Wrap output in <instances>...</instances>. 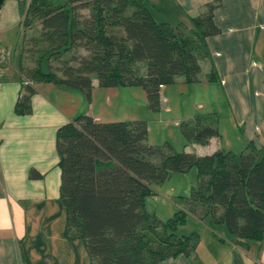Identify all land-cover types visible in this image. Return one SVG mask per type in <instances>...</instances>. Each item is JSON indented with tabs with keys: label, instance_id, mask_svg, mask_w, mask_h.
Masks as SVG:
<instances>
[{
	"label": "trees",
	"instance_id": "obj_1",
	"mask_svg": "<svg viewBox=\"0 0 264 264\" xmlns=\"http://www.w3.org/2000/svg\"><path fill=\"white\" fill-rule=\"evenodd\" d=\"M18 4L25 30L39 24L27 41L35 63L16 105L20 115L31 113L35 85L80 90L91 99L94 80L105 89L142 88L149 109L157 112L164 87L180 79L199 81L200 61L210 57L207 39L220 31L214 23L219 2L204 6L190 26L157 21L148 0ZM86 9L90 15L82 19L80 10ZM80 49L84 55L76 53ZM52 60L63 64L60 72L53 70ZM207 79L217 81L215 69ZM180 127L185 148L221 138L215 113L197 114ZM148 137L144 120L100 122L90 115L76 117L57 132L65 237L84 242L91 264H159L191 256L200 235H178L190 215L207 221L219 240L244 251L250 242H264V148L250 142L239 155L218 148L201 156L188 149L175 152L170 144L151 145ZM193 168L199 182L189 197H179L183 209L166 221L147 211L154 185Z\"/></svg>",
	"mask_w": 264,
	"mask_h": 264
},
{
	"label": "crops",
	"instance_id": "obj_2",
	"mask_svg": "<svg viewBox=\"0 0 264 264\" xmlns=\"http://www.w3.org/2000/svg\"><path fill=\"white\" fill-rule=\"evenodd\" d=\"M148 1L153 10L161 6L169 18L189 26L204 6L219 2L214 23L220 31L207 39L210 57L200 61L199 81L188 84L197 87L198 107L219 118L222 138L205 145L211 151L204 154L222 148L225 125L236 133L240 146L252 142L264 148V0ZM8 2L0 9V47L8 52L0 76V264H91L84 242L65 237L67 215L60 199L57 132L81 115L107 122L105 113L122 107L121 95L131 93L133 99L145 96L146 100L147 96L139 87L101 88L97 80L91 99L80 90L39 84L34 86L31 113L18 114L23 82L35 59L27 52L32 32L22 26L19 4ZM212 69L216 82L207 79ZM178 82L185 84L182 79ZM166 89L161 93L169 103ZM221 116H225L223 121ZM135 118L129 121L142 120ZM192 147L187 149L193 152ZM198 225L200 242L195 253L159 264H264V242H250L244 251L219 240L208 225Z\"/></svg>",
	"mask_w": 264,
	"mask_h": 264
},
{
	"label": "rangeland",
	"instance_id": "obj_3",
	"mask_svg": "<svg viewBox=\"0 0 264 264\" xmlns=\"http://www.w3.org/2000/svg\"><path fill=\"white\" fill-rule=\"evenodd\" d=\"M13 1L18 2V0H5V2ZM29 5L31 0H24ZM4 2V3H5ZM6 6H9V2L6 3ZM148 4L151 5L150 1ZM156 19L158 21L171 23L173 25H178L176 19L169 18L168 14L165 13L161 6L159 9H154ZM81 18L87 19L89 17V10H80ZM180 24V23H179ZM39 24H33L32 30L38 29ZM31 29L30 32H33ZM117 35L121 36L123 33L121 31H117ZM76 53L81 55L85 54V51L80 49L76 50ZM66 60L69 58L66 57ZM45 60L43 63V70L48 72L49 68ZM52 68L55 71L60 72L62 63H59L55 60L51 61ZM196 85H188L181 84L177 82L173 85L167 87V98L169 100V108H165L161 106V109L157 112L151 111L148 107V101L144 97H134V99L128 94L125 96H120V100H122V107H115L110 109L109 114L105 113L104 118H106L107 122L112 121H129L135 117V119H142L147 122L149 137L148 143L154 146H164L165 144H170L175 152H182L186 146V139L182 134L180 124L183 122L191 121L195 115L204 113L200 107H198V103L196 102V89L194 87ZM135 92H140L139 90L143 89H134ZM118 91H123L119 89ZM128 92V91H126ZM142 92V91H141ZM170 94V95H169ZM126 101H131L130 104L125 103ZM198 108V110H197ZM108 110V108H107ZM108 112V111H107ZM129 112H136L135 114ZM107 114V115H106ZM111 114H115V116H111ZM217 116V115H216ZM225 117V116H223ZM223 117L220 119L223 121ZM218 118V116H217ZM113 119V120H110ZM226 119V118H225ZM224 119V121H225ZM219 121V118H218ZM230 122V121H229ZM225 123V122H223ZM222 123V124H223ZM225 125V124H223ZM223 129V133L225 135L224 141L221 142V147L227 151H232L235 154L239 155L246 147L240 146L238 142H236L237 135L236 133L227 128ZM227 131L228 134H227ZM222 138V134H221ZM220 138V139H221ZM216 142L212 144L215 146ZM190 147V146H189ZM220 147V146H219ZM209 147L198 146L192 147V151L196 154L205 155L207 151H211L208 149ZM198 177L197 170L193 168L188 173H174L170 179L164 182L161 185H154V191L156 193L155 197H151L147 199L146 208L147 211L151 214H155L159 219L166 221L171 218L174 213L180 209L185 207V204L182 199L179 197H189L192 189L198 186ZM203 223L208 225V222H202L192 217L191 215L188 218V222L185 226L181 227L178 231L179 236H189L198 230V224Z\"/></svg>",
	"mask_w": 264,
	"mask_h": 264
},
{
	"label": "built area",
	"instance_id": "obj_4",
	"mask_svg": "<svg viewBox=\"0 0 264 264\" xmlns=\"http://www.w3.org/2000/svg\"><path fill=\"white\" fill-rule=\"evenodd\" d=\"M7 53L8 52H7V50L5 48L0 47V76L2 74L3 66H4V64L6 62ZM167 103H168L167 99L162 98V105L164 107L167 106Z\"/></svg>",
	"mask_w": 264,
	"mask_h": 264
},
{
	"label": "water",
	"instance_id": "obj_5",
	"mask_svg": "<svg viewBox=\"0 0 264 264\" xmlns=\"http://www.w3.org/2000/svg\"><path fill=\"white\" fill-rule=\"evenodd\" d=\"M5 0H0V9L2 7V5L4 4Z\"/></svg>",
	"mask_w": 264,
	"mask_h": 264
}]
</instances>
